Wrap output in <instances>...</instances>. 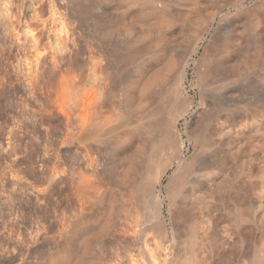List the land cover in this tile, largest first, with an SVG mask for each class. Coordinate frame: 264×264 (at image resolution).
I'll list each match as a JSON object with an SVG mask.
<instances>
[{
    "label": "bare ground",
    "instance_id": "obj_1",
    "mask_svg": "<svg viewBox=\"0 0 264 264\" xmlns=\"http://www.w3.org/2000/svg\"><path fill=\"white\" fill-rule=\"evenodd\" d=\"M81 2L64 8L82 18ZM97 2L88 33L113 42L123 127L95 100L81 110L80 140L113 132L83 221L106 236L102 263L264 264V0Z\"/></svg>",
    "mask_w": 264,
    "mask_h": 264
},
{
    "label": "rangeland",
    "instance_id": "obj_2",
    "mask_svg": "<svg viewBox=\"0 0 264 264\" xmlns=\"http://www.w3.org/2000/svg\"><path fill=\"white\" fill-rule=\"evenodd\" d=\"M67 1L45 0L37 15L31 0H0V264H104L106 236L96 241L83 221L93 208L95 150L106 157L113 132L104 143L80 140V113L95 100L122 129L121 87L111 77L113 42L88 33L97 0L77 7L83 19L69 14ZM66 236L75 253L53 263Z\"/></svg>",
    "mask_w": 264,
    "mask_h": 264
}]
</instances>
